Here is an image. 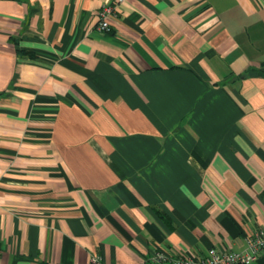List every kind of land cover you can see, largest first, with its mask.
I'll return each mask as SVG.
<instances>
[{
	"label": "crops",
	"instance_id": "obj_1",
	"mask_svg": "<svg viewBox=\"0 0 264 264\" xmlns=\"http://www.w3.org/2000/svg\"><path fill=\"white\" fill-rule=\"evenodd\" d=\"M103 2L0 0V264L242 250L264 228V0H124L100 30Z\"/></svg>",
	"mask_w": 264,
	"mask_h": 264
},
{
	"label": "built area",
	"instance_id": "obj_2",
	"mask_svg": "<svg viewBox=\"0 0 264 264\" xmlns=\"http://www.w3.org/2000/svg\"><path fill=\"white\" fill-rule=\"evenodd\" d=\"M124 0H104L98 10V29L110 30V19L117 14L119 5ZM264 255V228H258L245 239L242 250L219 249L210 247L205 252L171 254L165 250L155 251L145 264H251ZM93 264H98L100 256L90 257Z\"/></svg>",
	"mask_w": 264,
	"mask_h": 264
}]
</instances>
